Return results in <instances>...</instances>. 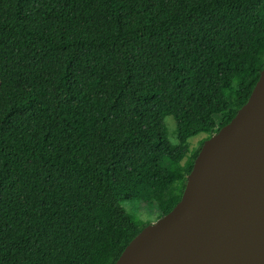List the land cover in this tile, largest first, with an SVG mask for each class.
I'll list each match as a JSON object with an SVG mask.
<instances>
[{"label": "trees", "instance_id": "obj_1", "mask_svg": "<svg viewBox=\"0 0 264 264\" xmlns=\"http://www.w3.org/2000/svg\"><path fill=\"white\" fill-rule=\"evenodd\" d=\"M263 69L264 0H0V264H115Z\"/></svg>", "mask_w": 264, "mask_h": 264}, {"label": "water", "instance_id": "obj_2", "mask_svg": "<svg viewBox=\"0 0 264 264\" xmlns=\"http://www.w3.org/2000/svg\"><path fill=\"white\" fill-rule=\"evenodd\" d=\"M115 264H264V69L247 103L204 142L180 202Z\"/></svg>", "mask_w": 264, "mask_h": 264}, {"label": "rangeland", "instance_id": "obj_3", "mask_svg": "<svg viewBox=\"0 0 264 264\" xmlns=\"http://www.w3.org/2000/svg\"><path fill=\"white\" fill-rule=\"evenodd\" d=\"M166 125L168 131L172 133L175 129V124H174V120L171 117L166 119ZM205 136H206L205 134H200L195 137H192L190 139L192 148H200V142L202 139H204ZM173 141H175L174 138ZM124 207L128 212L135 214L137 219L143 221L145 224L149 223L148 225H150L152 223L157 222L160 219L157 205L154 203L144 204L138 201H133V203L126 204L124 205Z\"/></svg>", "mask_w": 264, "mask_h": 264}]
</instances>
